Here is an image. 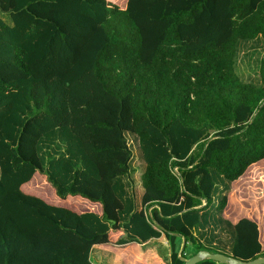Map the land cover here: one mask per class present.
<instances>
[{
	"label": "trees",
	"instance_id": "16d2710c",
	"mask_svg": "<svg viewBox=\"0 0 264 264\" xmlns=\"http://www.w3.org/2000/svg\"><path fill=\"white\" fill-rule=\"evenodd\" d=\"M262 160L264 0H0V264H102L117 231L167 264L262 258L264 222L223 217Z\"/></svg>",
	"mask_w": 264,
	"mask_h": 264
},
{
	"label": "crops",
	"instance_id": "0c3cea01",
	"mask_svg": "<svg viewBox=\"0 0 264 264\" xmlns=\"http://www.w3.org/2000/svg\"><path fill=\"white\" fill-rule=\"evenodd\" d=\"M32 181L35 183V185L36 183L45 185V188L47 189L46 193H48V196L44 194V191L42 192L37 191L34 187H30ZM21 190L25 194L38 196L47 203L52 205H58V206L60 205L63 207L71 206L73 210H75L76 212L92 211L98 214L100 213L99 206L91 205L88 202H84L82 200L73 199V198H68L66 201L57 200L51 188H49V186L46 184L44 178L37 174L33 176L30 182L23 185ZM225 214L226 213L224 210L223 213L224 219H226L232 224L237 223L242 218H247V217H242L236 220H232L229 217H226ZM261 230H263V228ZM121 236H122L121 231L111 232L107 244L96 246L94 248L95 252L93 258L94 259L98 258L102 264H167V262L165 261V258L167 257V242L163 236L155 241H151L150 243H145L142 245H138V244H127L123 246L115 245L116 240ZM183 244L184 242L182 241L181 247H183Z\"/></svg>",
	"mask_w": 264,
	"mask_h": 264
},
{
	"label": "rangeland",
	"instance_id": "374dc122",
	"mask_svg": "<svg viewBox=\"0 0 264 264\" xmlns=\"http://www.w3.org/2000/svg\"><path fill=\"white\" fill-rule=\"evenodd\" d=\"M110 3L113 0H107ZM123 0H115V3L121 5ZM149 42V40H147ZM158 44H149L148 47L153 50ZM147 48V46L145 47ZM260 53L262 50H259ZM145 56V53H144ZM258 57L252 56V63H250V70L246 72L245 77L253 78L256 81L258 78L257 68L253 60ZM241 73V72H240ZM30 187H34L37 191L46 192L45 185L32 182ZM48 196V193H44ZM225 215L232 220L242 217H247L254 220L260 229L263 228L264 222V160L253 165L248 171L236 180L231 186V192L227 198V206L225 208Z\"/></svg>",
	"mask_w": 264,
	"mask_h": 264
},
{
	"label": "water",
	"instance_id": "95a60500",
	"mask_svg": "<svg viewBox=\"0 0 264 264\" xmlns=\"http://www.w3.org/2000/svg\"><path fill=\"white\" fill-rule=\"evenodd\" d=\"M205 260L213 261L218 264H264V257L254 259L252 261L243 262L232 257L225 256L223 254H211L206 251L197 252L194 256L190 257L189 259L183 260V264H197Z\"/></svg>",
	"mask_w": 264,
	"mask_h": 264
}]
</instances>
